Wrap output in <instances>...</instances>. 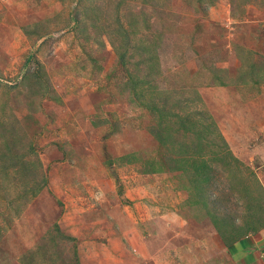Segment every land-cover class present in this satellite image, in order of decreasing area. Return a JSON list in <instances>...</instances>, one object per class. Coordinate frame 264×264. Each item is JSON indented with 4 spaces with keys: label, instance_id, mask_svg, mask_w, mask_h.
Masks as SVG:
<instances>
[{
    "label": "rangeland",
    "instance_id": "obj_1",
    "mask_svg": "<svg viewBox=\"0 0 264 264\" xmlns=\"http://www.w3.org/2000/svg\"><path fill=\"white\" fill-rule=\"evenodd\" d=\"M203 115L228 149L180 128ZM3 161L0 264H235L264 228V0H0Z\"/></svg>",
    "mask_w": 264,
    "mask_h": 264
},
{
    "label": "crops",
    "instance_id": "obj_2",
    "mask_svg": "<svg viewBox=\"0 0 264 264\" xmlns=\"http://www.w3.org/2000/svg\"><path fill=\"white\" fill-rule=\"evenodd\" d=\"M235 264H264V228L233 245Z\"/></svg>",
    "mask_w": 264,
    "mask_h": 264
},
{
    "label": "trees",
    "instance_id": "obj_3",
    "mask_svg": "<svg viewBox=\"0 0 264 264\" xmlns=\"http://www.w3.org/2000/svg\"><path fill=\"white\" fill-rule=\"evenodd\" d=\"M234 2V0H231V3H233ZM203 117H204V128L205 129H200V128H198V130H195L194 128L195 127H197V124L196 123H194V122H192L191 124H190V126H187V125H185V120L184 121H182L181 122V126H180V128L181 129H183L185 132H191L190 130H192V132L195 134V135H197V138H205V137H207V136H210L209 138H211V136H213L215 133H217V135L219 136V138H221V142H223L224 143V145H225V147L228 149V147H227V143H226V140L224 139V137L221 135V133L217 130V126H216V123H215V121L213 120V118L211 117V116H209V115H203ZM191 128V129H190ZM207 128V129H206ZM212 128H216L215 130L216 131H213V129ZM212 139V138H211ZM192 146H194V145H187V147L189 148V147H192ZM182 152H184L185 153V151H182ZM196 154L194 153V156H195ZM20 156L19 155H16V156H14L13 157V159H11L12 160V164H14V166H17V165H20V166H24V165H27L28 163H29V161L26 159V158H23L22 156V158L20 159L19 158ZM202 165V164H201ZM195 166V165H194ZM203 168H205L206 169V167L205 166H202ZM10 168V165H7V164H5V162L3 161V164L0 166V170L1 171H3V172H6V171H8V169ZM197 169H198V167H196ZM4 174V176H7V172L6 173H3ZM1 178V177H0ZM38 192V191H37ZM36 192V193H37ZM35 193V194H36ZM66 238H71V237H66Z\"/></svg>",
    "mask_w": 264,
    "mask_h": 264
}]
</instances>
